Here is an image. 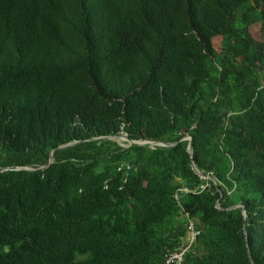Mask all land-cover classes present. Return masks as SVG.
Masks as SVG:
<instances>
[{"label": "trees", "instance_id": "obj_1", "mask_svg": "<svg viewBox=\"0 0 264 264\" xmlns=\"http://www.w3.org/2000/svg\"><path fill=\"white\" fill-rule=\"evenodd\" d=\"M256 23L264 0H0V264H167L190 221L180 264H264Z\"/></svg>", "mask_w": 264, "mask_h": 264}, {"label": "water", "instance_id": "obj_2", "mask_svg": "<svg viewBox=\"0 0 264 264\" xmlns=\"http://www.w3.org/2000/svg\"><path fill=\"white\" fill-rule=\"evenodd\" d=\"M123 138H124V140H126V141H129L130 142V144H143V142L141 143V142H139V141H132V140H129L125 135L124 136H122ZM110 139H115L116 137H114V136H112V137H109ZM182 140H189V144H188V152H189V154H190V156H192V151H193V143H192V139H191V137L190 136H186V137H184ZM145 143V142H144ZM149 146L150 147H154V146H156V145H160V146H171V145H173L172 143H165V142H149ZM64 146H67V145H64ZM52 161H53V158H52V152H51V156H50V160H49V163H48V165L50 164V163H52ZM47 165V166H48ZM192 167H193V169L196 171V173L199 175V176H201V178H205V179H210V177H208V176H205V175H203L197 168H196V166H195V164L193 163L192 164ZM44 168V167H43ZM7 169H9V168H4L3 170H7ZM10 169H21V168H19V167H13V168H10ZM220 203H221V197L217 200V207L219 208V209H221V207H220ZM240 205L239 204H237V205H235V206H233V207H230L229 209H232V208H234V207H239ZM242 208H243V214L245 215V210H244V206H242ZM247 247H248V249H249V244H248V242H247ZM248 252L250 253V251L248 250ZM249 258H250V255H249ZM251 259V258H250Z\"/></svg>", "mask_w": 264, "mask_h": 264}, {"label": "built area", "instance_id": "obj_3", "mask_svg": "<svg viewBox=\"0 0 264 264\" xmlns=\"http://www.w3.org/2000/svg\"><path fill=\"white\" fill-rule=\"evenodd\" d=\"M198 235H199V231L196 230V228L194 227V223L190 221L188 225V231L185 237L186 244L182 248H180L178 251H175L169 254L166 258V263L167 264H180L186 251L194 243Z\"/></svg>", "mask_w": 264, "mask_h": 264}, {"label": "rangeland", "instance_id": "obj_4", "mask_svg": "<svg viewBox=\"0 0 264 264\" xmlns=\"http://www.w3.org/2000/svg\"><path fill=\"white\" fill-rule=\"evenodd\" d=\"M250 32H251V35L253 36V38L255 40H258V41H263L264 42V32L261 30V26L259 23H256V24H252L250 26ZM214 44L216 47L219 46V39L215 40L214 41ZM117 141L119 142V144L121 145H125V141L123 137H119L117 139Z\"/></svg>", "mask_w": 264, "mask_h": 264}]
</instances>
